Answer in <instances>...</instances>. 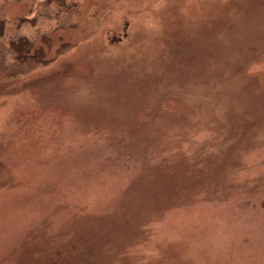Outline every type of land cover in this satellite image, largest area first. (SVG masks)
Instances as JSON below:
<instances>
[{"label":"rangeland","instance_id":"374dc122","mask_svg":"<svg viewBox=\"0 0 264 264\" xmlns=\"http://www.w3.org/2000/svg\"><path fill=\"white\" fill-rule=\"evenodd\" d=\"M47 62L0 79V264H264V0H0Z\"/></svg>","mask_w":264,"mask_h":264},{"label":"trees","instance_id":"16d2710c","mask_svg":"<svg viewBox=\"0 0 264 264\" xmlns=\"http://www.w3.org/2000/svg\"><path fill=\"white\" fill-rule=\"evenodd\" d=\"M5 30L4 22H2L0 24V79L17 78L47 62L45 46H50L49 37H45L43 44L39 46L36 40L26 36L7 37Z\"/></svg>","mask_w":264,"mask_h":264}]
</instances>
